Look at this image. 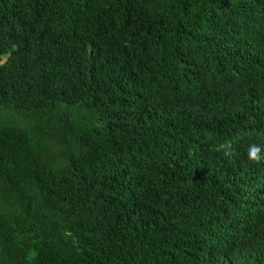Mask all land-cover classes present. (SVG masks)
Returning a JSON list of instances; mask_svg holds the SVG:
<instances>
[{"label":"trees","instance_id":"16d2710c","mask_svg":"<svg viewBox=\"0 0 264 264\" xmlns=\"http://www.w3.org/2000/svg\"><path fill=\"white\" fill-rule=\"evenodd\" d=\"M0 107V264H264V0H0Z\"/></svg>","mask_w":264,"mask_h":264},{"label":"clouds","instance_id":"9594fccd","mask_svg":"<svg viewBox=\"0 0 264 264\" xmlns=\"http://www.w3.org/2000/svg\"><path fill=\"white\" fill-rule=\"evenodd\" d=\"M212 150L216 152L223 150L224 155L229 157L233 155L232 146L227 143L213 145ZM246 156L248 160L254 164L264 162V147L256 143H252L246 149Z\"/></svg>","mask_w":264,"mask_h":264},{"label":"rangeland","instance_id":"374dc122","mask_svg":"<svg viewBox=\"0 0 264 264\" xmlns=\"http://www.w3.org/2000/svg\"><path fill=\"white\" fill-rule=\"evenodd\" d=\"M0 122L6 123V124H16V125H21V126L27 125L26 122L23 121L14 112L6 108H2V107H0Z\"/></svg>","mask_w":264,"mask_h":264}]
</instances>
